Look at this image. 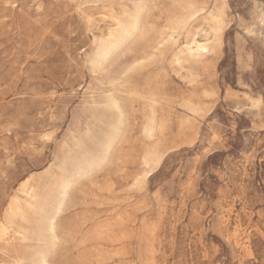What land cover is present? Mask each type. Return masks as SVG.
Instances as JSON below:
<instances>
[{
	"label": "rangeland",
	"instance_id": "374dc122",
	"mask_svg": "<svg viewBox=\"0 0 264 264\" xmlns=\"http://www.w3.org/2000/svg\"><path fill=\"white\" fill-rule=\"evenodd\" d=\"M0 264H264V0H0Z\"/></svg>",
	"mask_w": 264,
	"mask_h": 264
}]
</instances>
